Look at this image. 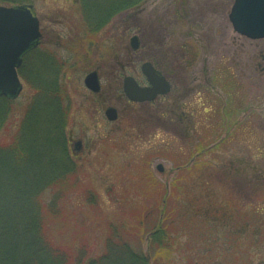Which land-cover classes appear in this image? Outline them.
I'll use <instances>...</instances> for the list:
<instances>
[{"label":"rangeland","instance_id":"rangeland-1","mask_svg":"<svg viewBox=\"0 0 264 264\" xmlns=\"http://www.w3.org/2000/svg\"><path fill=\"white\" fill-rule=\"evenodd\" d=\"M77 2L0 0L3 7L31 5L43 36L23 59V91L11 106L0 142L7 143L18 130L36 87L58 89L66 110L61 135L78 178L52 209L57 220L49 225L53 243L72 253L86 245L90 256L98 257L108 227L131 226L139 214L147 213V231L158 218L148 170L170 195L163 207L172 212L169 223L175 239L168 264H264V61L257 54L264 51V40L251 41L233 31L228 16L234 0H141L111 15L99 33H90L91 40L74 46V34L85 39L96 23L83 20ZM134 36L140 43L137 52L129 47ZM144 63L169 76L172 84L191 81L195 63L199 82L207 69L214 85H242L231 91L228 101L230 133L224 134L215 120L217 132L212 143H206L203 134L213 122L200 116V125L194 120L195 129L185 137L164 114L166 105L175 111L171 100L128 103L122 81L132 77L146 86L140 72ZM94 70L108 94L101 102L83 84ZM214 93L218 106L223 90L216 86ZM175 94L173 89L171 99ZM193 97L195 103L203 101ZM108 107L118 111L115 123L104 117ZM159 165L163 174L157 171ZM56 195L57 190L45 193V200ZM147 238L145 232L140 245L132 248L145 254Z\"/></svg>","mask_w":264,"mask_h":264},{"label":"trees","instance_id":"trees-1","mask_svg":"<svg viewBox=\"0 0 264 264\" xmlns=\"http://www.w3.org/2000/svg\"><path fill=\"white\" fill-rule=\"evenodd\" d=\"M106 1H109L107 7L90 0H78L76 10L83 20L86 19L89 25L96 23L89 34H85V39L75 33L71 44L79 46L91 40L90 33H99L111 15L125 11L141 0ZM86 15L89 17L85 18ZM36 88L24 109L18 130L7 143L0 142V264H168L175 250V239L169 223L172 212H164L163 207L168 205L170 195H167L165 185L152 180L148 170L145 174L152 183L148 188L156 197L153 210L158 213V218L147 231V213L145 216L139 214L131 226L123 223L108 227L103 252L98 257L90 256L86 245L72 253L53 243L49 225L57 220L52 217V209H56L69 185L77 184L78 177L61 135L65 130L66 110L59 101V90L51 91L48 85ZM12 104L0 98V131ZM175 187L173 184L172 188ZM53 190L59 195L45 200V193ZM145 232L148 244L146 253L142 254L131 244L139 246Z\"/></svg>","mask_w":264,"mask_h":264},{"label":"water","instance_id":"water-1","mask_svg":"<svg viewBox=\"0 0 264 264\" xmlns=\"http://www.w3.org/2000/svg\"><path fill=\"white\" fill-rule=\"evenodd\" d=\"M31 10V6L25 5L9 8L0 6V97L9 100L17 99L22 91L16 71L22 65L23 57L34 50L42 38L39 21ZM228 19L238 35L250 40H264V0H234ZM139 46L138 38H131V49L137 51ZM141 73L148 87H139L129 77L123 81V92L130 102H153L169 92L168 83L150 63L141 66ZM84 85L92 93H99L97 72L88 74ZM105 116L109 122L117 120V113L113 109L107 110ZM157 171L163 173V167L159 165Z\"/></svg>","mask_w":264,"mask_h":264},{"label":"flooded vegetation","instance_id":"flooded-vegetation-1","mask_svg":"<svg viewBox=\"0 0 264 264\" xmlns=\"http://www.w3.org/2000/svg\"><path fill=\"white\" fill-rule=\"evenodd\" d=\"M244 53V51H243ZM241 52V54H243ZM257 54L261 57V59L264 61V51H258ZM244 55V54H243ZM259 67V66H258ZM97 71V76L99 79V83H100V75ZM264 72V68L261 69V73ZM190 74H192L191 77V81H183V82H175L174 84H172L173 82L170 81V77L166 76H162L165 81L168 83L170 90L169 92L163 96L160 97L158 99H163L165 102H167L168 104H172L170 106H175V111L172 110L169 111V107L168 105H166L164 114L169 117V125L172 127H178L179 132L187 137V132L190 131L191 128L194 127V120H199L198 121V125H200V119L199 117L201 116V118L206 121L207 117L208 120L213 122L212 125L208 124V132L206 131L203 136L205 135L207 141L206 143H212V137L216 134V130H215V120L219 121L223 130H224V134H229L231 128L229 127V108L230 104L228 103L229 100H231V91L232 90H236L238 88H240L242 85H214V83L212 82V79L210 77L207 78V69L204 72L205 75V79L202 82H199V78L198 75L196 73V64L194 63L191 67V70L189 72ZM209 73V71H208ZM171 74V73H170ZM212 75V74H211ZM197 77V78H196ZM101 86V93L94 96L97 101H103L105 99H107L106 97L104 98L103 95L105 94L104 89L100 83ZM123 86V85H122ZM216 86H220L221 89L223 90V102L222 104H220L218 102V106H217V99H216V95L214 93V89ZM110 88H112V85H110L108 87V89H106L107 91H110ZM173 89L176 90V97L171 99L170 96H172V91ZM122 90V87H121ZM106 96H108V94H105ZM193 95H197L198 97L200 96L201 98L203 97V101L201 102V100L198 99V101H196L197 103H195V97H193ZM157 99V100H158ZM156 100V101H157ZM169 100H171V102L169 103ZM155 101V102H156ZM154 103V102H153ZM150 103V104H153ZM201 103V105L199 104ZM149 104V105H150ZM196 105V106H195ZM112 108L115 109L113 107H108L107 109ZM219 111V117H217V113ZM176 112V113H175ZM217 117V118H216ZM174 125V126H173ZM227 125V126H226ZM202 128L206 129L205 124H202ZM195 129V127H194ZM216 131V132H215ZM243 134H245V130L242 132ZM71 144L72 141L70 140V142H68V144ZM76 149L78 150V144L75 146Z\"/></svg>","mask_w":264,"mask_h":264}]
</instances>
